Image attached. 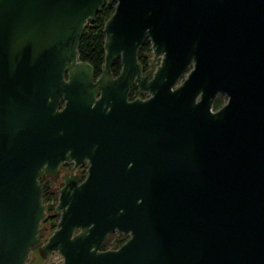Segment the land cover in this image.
<instances>
[{"label": "water", "instance_id": "water-1", "mask_svg": "<svg viewBox=\"0 0 264 264\" xmlns=\"http://www.w3.org/2000/svg\"><path fill=\"white\" fill-rule=\"evenodd\" d=\"M114 3L96 78L79 46ZM135 86L148 97L131 100ZM66 163L88 176L59 190L45 243L40 180ZM116 232L128 241L102 250ZM36 249L65 264H264V0H0V264Z\"/></svg>", "mask_w": 264, "mask_h": 264}, {"label": "trees", "instance_id": "trees-1", "mask_svg": "<svg viewBox=\"0 0 264 264\" xmlns=\"http://www.w3.org/2000/svg\"><path fill=\"white\" fill-rule=\"evenodd\" d=\"M116 9V3L113 5H106L101 9V11L97 14L96 18L89 22L87 25L83 38L81 39L79 46V57L80 60L90 63L94 70L96 78H99L104 71L105 63H106V35H105V25L106 22L111 18ZM152 53V44L150 40H146L142 48L139 52V61L144 66V68H148L150 66V55ZM122 61L121 59H117L112 67V72L115 76H118L122 71ZM145 95L140 94L139 89L135 86L131 93L130 99L134 100L139 97H143ZM144 98V97H143ZM225 105L223 96H219L215 102V110L221 109ZM57 199V195L55 193H51L49 189L46 191L45 201L49 207L48 210V220L46 222V226L50 227L51 230L56 228V224L58 223L59 216L55 213L54 206H51V203ZM50 205V206H49ZM128 237L123 235L115 236L112 235L105 247L115 246L116 248L121 247L124 243H126Z\"/></svg>", "mask_w": 264, "mask_h": 264}, {"label": "flooded vegetation", "instance_id": "flooded-vegetation-1", "mask_svg": "<svg viewBox=\"0 0 264 264\" xmlns=\"http://www.w3.org/2000/svg\"><path fill=\"white\" fill-rule=\"evenodd\" d=\"M150 60L152 61V53H151V55H150ZM151 61H150V66L148 67V68H144V73H146L147 71H149L150 69H151ZM74 166H75V164L74 163H66V164H63L62 166H61V168H60V173L58 174V175H45L41 180H40V183L43 185V193H42V200H43V204H47L46 203V201H45V198H46V191H47V189H48V187H49V183L51 182V181H53V182H61L62 184H63V187L65 186V182H66V180L67 179H71L73 176H76V177H78L79 179H81V182H83L86 178H87V176H88V167H87V165L85 164V165H83L82 167H80L81 168V170L83 171L84 170V173L82 174V173H77L76 171L78 170H75L74 169ZM81 172V171H80ZM62 187V188H63ZM62 188H60V189H62ZM59 189V190H60ZM59 190H58V193H59ZM57 215V214H56ZM59 216V219H58V223H59V221H60V215H58ZM49 217V216H48ZM48 220V219H47ZM47 220L42 224V229L44 230V232L46 233V241H45V243L48 241V238L53 234H51V235H48L49 233H50V230H51V227H47L46 225V222H47ZM58 223L56 224V228H57V225H58ZM56 228H55V230H56ZM54 230V231H55ZM53 231V232H54ZM112 235H115V236H119V235H123V236H125V237H128V236H126V235H124V234H121V233H118V232H116V233H113V234H110L109 236H108V238H107V240H106V242L104 243V246H103V249L102 250H104V251H106V250H117V249H119V248H116L115 246H112V247H108V248H106L105 247V245H106V243L108 242V240L110 239V237L112 236ZM128 239H129V237H128ZM128 241V240H127ZM125 244V243H124ZM123 244V245H124ZM36 253H38V255H39V259H36V260H29V262H28V264H46V262L49 260V259H43L42 257H41V255H40V253H39V250L38 249H36L33 253H32V255L33 254H36ZM31 255V256H32ZM52 257V256H51ZM31 258V257H30Z\"/></svg>", "mask_w": 264, "mask_h": 264}, {"label": "rangeland", "instance_id": "rangeland-1", "mask_svg": "<svg viewBox=\"0 0 264 264\" xmlns=\"http://www.w3.org/2000/svg\"><path fill=\"white\" fill-rule=\"evenodd\" d=\"M149 58H151V57H149ZM143 97H144V98H143ZM143 97H141V98L145 99V98H147L148 96L145 95V96H143ZM223 98H224V102H225V104H226V103L228 102V97H227V96H223ZM80 171H81V172H80ZM76 172H77V173H82V174H83V173H84V170L82 171L81 168H79ZM62 187H63V184H62L61 182H53V181H51V182L49 183V187H48L49 191H50L51 193H55V194L57 195V199L54 200V202L51 203V206H54V208H56L57 205L59 204V197H60V194L58 193V190H59L60 188H62ZM49 206H50V205H49ZM48 216H49V214H48ZM50 227H51V226H50ZM54 230H55V228L52 229V230H50V233H49L48 235H51V234L53 233ZM36 259H39V255H38V253L33 254V255L31 256V258H30V261H31V260H36ZM46 264H65V263H64V258H63L59 253H54V254L52 255V257H50L49 260L46 262Z\"/></svg>", "mask_w": 264, "mask_h": 264}]
</instances>
